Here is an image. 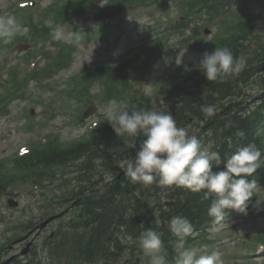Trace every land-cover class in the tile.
<instances>
[{
    "label": "clouds",
    "instance_id": "clouds-1",
    "mask_svg": "<svg viewBox=\"0 0 264 264\" xmlns=\"http://www.w3.org/2000/svg\"><path fill=\"white\" fill-rule=\"evenodd\" d=\"M22 31L23 26L15 16H0V42L8 44ZM52 38L68 44L78 40L75 33H66L63 28L55 29ZM197 65L207 81L215 82L238 76L245 69L246 61L234 57L228 47H215L211 52L205 51ZM201 111L211 117L215 107L201 106ZM104 116L115 135L126 138L134 152L122 165L132 183L144 187L156 183L161 187L202 193L203 200H210L207 215L213 225L212 235L219 232L231 212L247 214L257 185L250 177L264 167V152L254 143L239 146L223 158L197 136L178 127L171 113L138 109L125 101L110 100L104 108ZM236 136L243 138L245 133L238 130ZM229 144L231 146V140ZM261 202L264 201L256 202V206ZM167 227L175 237L171 259L159 232L146 228L138 236V247L146 257V264H222L220 254L209 253L207 246L186 245L193 231L187 218L173 217Z\"/></svg>",
    "mask_w": 264,
    "mask_h": 264
},
{
    "label": "rangeland",
    "instance_id": "rangeland-1",
    "mask_svg": "<svg viewBox=\"0 0 264 264\" xmlns=\"http://www.w3.org/2000/svg\"><path fill=\"white\" fill-rule=\"evenodd\" d=\"M23 2L22 0H0V16L4 15H12V11L16 8H20L19 4ZM36 5L33 6L34 9L38 7L44 8L45 6H49L54 2V0H36ZM165 7L162 6H152V7H142L135 9L134 11H128L120 16L113 19L111 22V27L109 28V32L111 34V42H104L99 39H95V37H90L94 26L91 23L90 27L87 28V32L81 35V42L78 44V52L76 55L75 62L68 69L55 76L53 82L55 87L53 88L54 93L47 95L43 93L44 100L39 102V93L38 88H35L30 91L28 99L26 101L15 102L12 105V113L9 116H0V160L2 159H12L17 154L20 153V148L23 147L21 145L30 138L34 140L43 139L42 136H46L47 134H59L62 141H71L74 139H83L87 135V131L89 126L96 124L99 122L101 118L104 116V108L107 105V102L110 100H105L102 95L97 97L96 104L98 106V110L95 114L92 115L89 119L84 121V123L78 122L79 113L84 109L85 101L83 99L70 96L64 97L60 93L62 89L65 88V84L68 79L80 72L85 66L100 60H109L113 61L121 60L126 53H129L130 50L138 47V44L143 40L140 36V33L147 27L151 28L148 31H152L153 34L158 33L157 37L164 38L166 34L164 33L167 30L166 24H170L174 19L177 20L181 14L180 8L179 11L176 8L165 7L163 11L165 13L159 12V9ZM170 9H173L170 12ZM174 17V18H172ZM21 17H16L17 21L20 20ZM38 20V17H36ZM19 23V21H18ZM53 21L49 19L47 21L48 25H51ZM118 23L120 24L118 26ZM75 24L82 26L84 23L79 20L75 23H72L70 26L60 27L63 28L66 33H71V29ZM165 25V26H162ZM76 29V28H75ZM203 29L201 30V34L206 38V41L212 40L214 34L217 32L215 27H212V34L205 35L203 34ZM80 31V29H79ZM146 38L149 37L152 33H148ZM262 31L264 33V24ZM82 32V31H81ZM28 29H23L22 34H27ZM135 33V35H134ZM130 36H134L130 37ZM145 38V37H144ZM170 52L173 54V59L168 57L160 58L152 68V72L150 73L149 80L146 83L136 82L135 90L139 93L153 94L157 88L158 76L165 75L167 76L169 73L174 72L177 68L184 66L185 68L193 67L194 62H196L201 55L202 52H199L193 48L192 42L188 43L184 48L182 47L180 39L175 35L169 38ZM45 44H40V48H45ZM35 49L34 46H31V49ZM46 50L51 52L55 51L54 46L50 44V47H47ZM179 50V53L177 52ZM39 55V54H38ZM23 54L14 53L11 54L8 59L4 58V54L0 53V64L4 65L5 62L12 64H20L23 68L26 63L23 60ZM35 66L41 67L43 65V59L40 56L35 57ZM256 77L259 78V75L264 74V70L256 71ZM59 91L58 90V87ZM248 96L245 97L248 100V103L244 109L248 108H257L260 104V101L264 103V96H261L263 93V86L259 85H251L247 88ZM95 93L100 94L102 89L99 87L94 88ZM245 100H242L244 102ZM47 102V104H44ZM52 103L53 105V118L50 123H47L43 128H41V133L37 132V137H35V133L32 134V131L26 127V124L32 122L29 118L25 120L27 109L30 105L34 104L37 106V117L38 120H44L45 117L42 116V113L46 111L47 105ZM30 109V108H29ZM25 120V121H24ZM200 132V129H197L192 135L197 136ZM45 140V139H44ZM123 165V164H122ZM121 165V166H122ZM123 167H121L122 169ZM264 190V188L262 189ZM17 192H22L17 200L20 202V207L17 210L10 209L7 205V197L0 196V218L4 219L6 223L0 224V246L4 244V242L8 239V237H12L14 232H9L7 227L10 222V226L16 224L15 220L19 218L22 214H25L24 211L28 209V211H32L30 214L34 215V212H37L38 207H33V210L29 208L30 205L43 204V196L40 191L33 193V191L27 186H20L17 189ZM264 196V195H263ZM263 201V200H261ZM260 208H264V202H261L259 205ZM234 217H227L226 220L222 223L221 230L215 235L212 233L208 238L211 240H215L211 246L207 248V251H216L220 254L222 264H231L235 262L232 258L236 256L238 258V253L240 252L236 247V243L238 239L244 240L245 236H249L250 234L264 230V218L256 219L251 221H245L244 223H240V219L238 217L237 220L230 222V220ZM237 226L236 232H232L228 229L231 224ZM220 227V228H221ZM213 228V225L210 227ZM212 232V230H211ZM235 239V237H237ZM26 236H21V238L15 241L12 245L7 247V250L3 253V258H7L8 256L19 254L28 244L27 242L21 243L20 241ZM35 240V242L40 245L41 239L37 237V233L31 235L28 241ZM252 252V251H251ZM39 259L43 256L41 248L38 249ZM28 256H20L16 259V262L23 264L27 262ZM236 260V258H235ZM256 264H264V261L257 260Z\"/></svg>",
    "mask_w": 264,
    "mask_h": 264
},
{
    "label": "trees",
    "instance_id": "trees-1",
    "mask_svg": "<svg viewBox=\"0 0 264 264\" xmlns=\"http://www.w3.org/2000/svg\"><path fill=\"white\" fill-rule=\"evenodd\" d=\"M204 3V0L202 1V4ZM70 8V7H69ZM239 27V24H238ZM246 34V33H245ZM241 37V36H240ZM236 38V36L232 37V41ZM239 37H237L234 41V45H238L241 40H238ZM242 38V37H241ZM231 41V43H232ZM230 42L226 41L224 45H228ZM200 72V71H199ZM198 72V73H199ZM247 71L243 70L242 75H246ZM200 78V79H199ZM236 78L228 77L224 81H207L205 76L202 72H200V75L198 76V82L203 83L202 86H199L196 84L195 87H187L188 83L192 82V79H184L178 84H176L172 89L167 93L169 97H181L180 94L187 92L184 98L180 100V106L178 108L171 107V110L165 111L162 109L163 112L171 113L173 118L175 119L177 125H183L185 122L189 119L190 116H196L198 119H204V113L201 111V106H207L212 105L214 106L216 102L220 101L219 99H225L227 96L231 95L233 89H234V83L233 81ZM197 83V80L194 81L192 85ZM160 97H156V100H159ZM136 105L137 108H146V109H152V110H158L154 106L148 103V101H135L131 104ZM161 111V110H159ZM229 123V125H228ZM228 123H220L217 125V130H222V132L225 133V136L228 138L231 137L233 142L231 145H235L237 142H239V146L246 145L248 143H254L259 149L262 150V140L260 137L257 136L256 133V122L253 120L252 116H246V117H232L230 120H228ZM229 126V127H228ZM238 130H243L245 133V136L243 138L237 137L236 132ZM227 134V135H226ZM108 141L111 139V141H114L116 143H122V141H119L113 132L111 126L108 124L105 127L104 134L99 138V140ZM96 142V141H95ZM93 144L94 150L99 149V144L96 142ZM124 149H130L128 147V144L125 143L122 145ZM68 149V150H67ZM67 149H54L51 153H44L42 154L39 159H34V162H42L45 164H66L68 163L69 159L76 157H81L80 153L87 154L88 151V144H73L71 147H68ZM132 152V150H130ZM221 157L226 158L229 155H226L225 153L219 152ZM95 155V154H94ZM89 157V156H88ZM86 157V158H88ZM18 163V162H17ZM39 163V164H42ZM21 162L19 161V165ZM91 161H86L84 166L90 167ZM38 165V164H37ZM59 165V164H58ZM36 166V165H35ZM217 170V169H215ZM214 170V171H215ZM261 171V170H260ZM263 172V170H262ZM9 176L5 173L4 177H0V188H4L5 186H8L13 181H10L8 179ZM250 179H252L250 177ZM138 184H134L130 181V179L127 177V175L123 176L120 181H116L111 187L114 188L115 191H117V194L121 196V198L129 197L131 199H135L136 203H138V197L136 196V191L139 189ZM186 191H183V193H180L181 195H184V199L186 200L183 204V208L179 212H174L173 214H169L166 219L163 220L162 227H156L152 226V229L159 232L161 234V237L164 241V245L167 248L169 252V258L174 255L173 249H172V241L175 240V237L168 231L167 224L173 217H185L187 218L191 224L197 223L198 220L200 224L203 221V215L205 213L204 209L199 207V203L202 204L204 201L202 199V196L195 195V194H185ZM198 194V193H196ZM201 194V193H199ZM103 203V201H102ZM91 210H93V206L90 207ZM109 210L103 209L99 214H96V216H99L101 227H102V234L103 236L108 235L109 226L107 222L110 220L108 218ZM112 214V213H110ZM110 216V215H109ZM139 218V217H137ZM152 218L154 220V216L152 213ZM137 221V220H136ZM139 221H137V224ZM96 235L94 236L92 240V245H89L85 247L84 249H81V253L86 255L87 259L90 261H94V253L96 252L95 247L98 246V242L96 241ZM112 237V236H111Z\"/></svg>",
    "mask_w": 264,
    "mask_h": 264
},
{
    "label": "bare ground",
    "instance_id": "bare-ground-1",
    "mask_svg": "<svg viewBox=\"0 0 264 264\" xmlns=\"http://www.w3.org/2000/svg\"><path fill=\"white\" fill-rule=\"evenodd\" d=\"M122 167V166H121ZM123 169V168H122ZM189 194V193H188Z\"/></svg>",
    "mask_w": 264,
    "mask_h": 264
}]
</instances>
